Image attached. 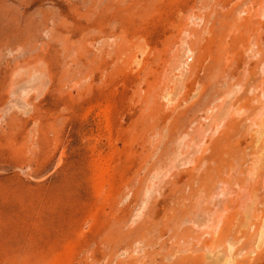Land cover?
<instances>
[{"label":"rangeland","instance_id":"obj_1","mask_svg":"<svg viewBox=\"0 0 264 264\" xmlns=\"http://www.w3.org/2000/svg\"><path fill=\"white\" fill-rule=\"evenodd\" d=\"M0 264H264V0H0Z\"/></svg>","mask_w":264,"mask_h":264}]
</instances>
